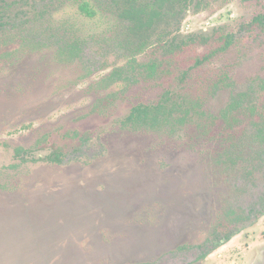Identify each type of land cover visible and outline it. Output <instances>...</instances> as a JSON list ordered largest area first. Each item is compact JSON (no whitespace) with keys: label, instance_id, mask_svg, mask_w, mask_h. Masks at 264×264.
I'll return each mask as SVG.
<instances>
[{"label":"rangeland","instance_id":"obj_1","mask_svg":"<svg viewBox=\"0 0 264 264\" xmlns=\"http://www.w3.org/2000/svg\"><path fill=\"white\" fill-rule=\"evenodd\" d=\"M0 11V264H264V215L196 260L227 209L247 212L264 198V144L248 120L229 128L220 119L236 93L264 104V30L248 28L264 0H192L156 36L208 44L175 51L159 79L109 86L101 79L130 54L127 24L104 0H0ZM226 34L231 47L192 68ZM157 39L139 63L163 57ZM66 41L80 43V58L61 54ZM166 91L189 108L185 125H122ZM53 150L60 165L45 159Z\"/></svg>","mask_w":264,"mask_h":264},{"label":"trees","instance_id":"obj_2","mask_svg":"<svg viewBox=\"0 0 264 264\" xmlns=\"http://www.w3.org/2000/svg\"><path fill=\"white\" fill-rule=\"evenodd\" d=\"M96 2L101 0H94ZM192 0H104L106 8L109 9L122 22L127 24V49L130 59L123 67L114 69L107 77L101 79L100 83L106 86L112 85L119 81H128L129 78L143 76L148 80L159 79L165 72L162 68L172 59V55L181 47H187L189 44L207 45L209 37H199L198 35H189L179 42L175 39L166 41L157 39L158 44H162L164 54L161 59L151 60L150 63L143 64L136 60L138 53L143 52L152 44V39L157 38L156 33L163 26H167L170 21L180 20ZM252 1V0H242ZM78 10L86 17L92 18L96 11L91 9L87 2H79ZM2 12L0 11V28L6 23L3 21ZM249 29L259 28L264 30V15H258L252 19ZM234 41L233 35H221L219 47L202 57H195L192 68L199 67L215 55L226 52ZM61 54L66 55L68 60L74 61L81 56V47L78 41H66L59 46ZM168 58V59H165ZM139 72L136 75V72ZM134 72V73H132ZM187 72L182 73L180 80L187 76ZM264 84V81L263 83ZM189 108L179 101L170 91L164 92L159 100L153 104H138L131 108L128 116L122 121V125L133 131H151L159 132L163 129H169V132L175 128L183 126L188 121ZM244 118L249 121L254 129V139L264 144V104L258 105L253 100L252 92H239L230 98L229 103L220 113V119L223 123L231 128L242 121ZM32 151L15 148L14 156L21 162L30 160ZM63 153L60 150L53 152L45 157L52 164L60 165L62 163ZM34 160V159H33ZM264 215V198L247 212L243 211L236 214L231 209H227L220 217L219 226L214 235L213 245H200L197 247L201 251L196 260H204L213 250L222 244L229 242L236 232L241 229L239 225L249 221L252 217L255 220ZM222 228V229H221ZM221 229V230H220ZM207 244H210L207 242ZM178 250H182L179 248Z\"/></svg>","mask_w":264,"mask_h":264}]
</instances>
